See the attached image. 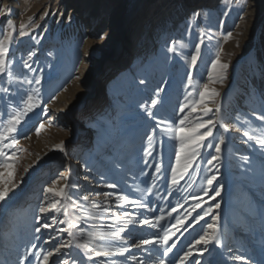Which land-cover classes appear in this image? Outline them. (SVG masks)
Returning <instances> with one entry per match:
<instances>
[{
	"label": "rangeland",
	"instance_id": "374dc122",
	"mask_svg": "<svg viewBox=\"0 0 264 264\" xmlns=\"http://www.w3.org/2000/svg\"><path fill=\"white\" fill-rule=\"evenodd\" d=\"M150 2L0 0V8L12 9L11 15L0 17L4 31L10 30L6 27L9 19L17 32L30 17L38 25L32 31L35 39L18 37L11 47L15 57L13 74L25 78V83L13 82L10 87L14 91L19 88L21 94L32 93L40 101L16 126L17 132L10 134L18 144L4 149L12 167L0 168V189L10 187L13 192L7 203L0 204V264H39L36 256L42 260L47 251L54 253L48 264H61L66 258L54 248L72 239L58 231L67 224L56 223L39 233L34 230L38 219L49 224L52 215L57 221L64 219L63 212H39V207L45 205L43 188L51 186L60 173L70 181L60 178L57 188L70 183L73 187L65 191L78 199L91 193L88 201H81L83 209L74 211L69 207L70 217L84 219L74 220L77 227L71 230L80 238L72 240L73 247L61 249V253L70 254L77 264H111L113 260L117 264H152L148 253L132 245L159 231L140 221L148 218L155 222L154 218L161 215L165 217L161 223L170 234L176 233L170 244L174 242L177 247L168 260L194 245L203 235L202 229L211 234L207 224L214 223L215 215L220 243H210L202 255L205 246L194 245L192 256L184 264H195L197 260L199 264H244L234 259L239 255L247 257L248 264H264V146L258 143L264 139V120L257 119L264 114V0H155L159 7L151 15H144ZM79 9H83L81 14ZM46 10L48 15L41 19ZM228 33H232L230 38ZM196 45L200 46L199 54ZM171 46L175 52L168 50ZM192 55H197L195 65ZM217 55L228 67L218 66L213 72L212 62ZM22 60L33 70L24 68ZM209 73L216 83L209 81ZM219 77H223L222 83ZM37 78L39 84L34 82ZM29 79L33 83L28 84ZM204 84L220 94L205 96L204 104L214 110L208 116H203L204 105H196L195 113L191 110ZM3 85L4 79L0 78ZM157 88L163 89L158 96ZM151 99L161 101L152 109L157 119L147 118L140 107ZM181 105H188L184 113L180 112ZM217 106L222 107V122L228 131L218 123L213 129L217 140L209 138L207 143L215 144L223 137L221 153L217 154L214 147L201 148L202 158L198 157L187 172L183 171L182 158L179 184L173 185L171 168L177 167L179 140L174 130L164 133L161 129L179 127L178 120L185 115L186 128L200 119L216 120ZM7 113L15 114L13 104L0 98V130L7 124ZM157 120L164 121L159 128L155 127ZM41 123L44 127L37 134ZM153 130L155 150L145 156L142 149ZM245 131L253 136L252 140L243 136ZM61 142L63 152L56 147ZM4 143L10 144V140ZM209 154L219 155L220 159L209 165ZM245 156L248 160L243 159ZM4 162L5 158L0 157V163ZM157 164L161 166L159 173L155 171ZM212 175L217 179L210 186L207 178ZM5 180L9 182L5 184ZM112 183L118 187H107ZM214 187L220 188L219 196L212 191ZM117 194L127 195L130 201L142 200L149 207L117 202ZM53 199L49 195L48 200ZM65 203L70 202L62 201L58 206L63 208ZM197 203L199 208L195 207ZM217 203L218 209L214 207ZM173 207L177 211L169 217ZM124 211L130 215L117 220ZM197 213L204 219L193 221ZM177 216L184 219L187 231L179 225V231L172 228L176 223L173 217ZM125 220L133 222L125 224ZM122 226L126 229L120 234L123 239H94L90 246L103 250L129 248L123 257H97L74 246L82 243L89 232ZM81 229L84 235H80ZM33 244L37 247L32 248ZM155 258L159 259V253Z\"/></svg>",
	"mask_w": 264,
	"mask_h": 264
},
{
	"label": "snow or ice",
	"instance_id": "6c2138e0",
	"mask_svg": "<svg viewBox=\"0 0 264 264\" xmlns=\"http://www.w3.org/2000/svg\"><path fill=\"white\" fill-rule=\"evenodd\" d=\"M12 9L8 7L0 8V17L11 15ZM48 15L47 10L44 12L41 19L46 17ZM193 15H198V13H194ZM31 25V28L29 27ZM6 27L10 29L9 31H4L3 26H0V78L4 79V85L0 86V93L3 94L2 99L11 101L13 104V108L15 109V114L7 113L6 115L9 117L7 119L6 126L0 130V157H4L5 161L4 163H0V168H11L12 165L7 162L8 154L4 151V149L9 148L10 146L15 147L16 144H18V140L15 138V136H10L12 133L17 132V125L21 123V120L23 117L27 116L29 112H32L34 108H36L40 101L34 97L32 93H23L21 94V90L18 88L15 91L10 87L11 83H16L18 85H22L25 83V78H21L20 76H15L12 71V66L15 63V57L11 55V47L17 42V38H23L25 36H29L32 39H35L34 36H32V31L38 27V25L32 23V18H29L28 23H21L19 26V31L17 32L13 27V22L11 19L7 21ZM232 36V33L227 34V38H230ZM202 42V41H201ZM175 42H173L174 44ZM169 51L175 52V47L171 46L168 49ZM195 52L199 54L200 52V46H195ZM29 56L33 55V53L29 52ZM192 64L195 65L197 61V55H192L191 57ZM22 64L24 68L29 69V71H32V66L29 64L26 60H22ZM219 66L220 69H227V64L220 63L219 55H217L216 59L212 62V71L215 72L217 67ZM209 81L212 83H216L217 79H214L212 76V73H209L208 77ZM219 82H223V77L218 78ZM28 84L33 83V80H27ZM36 84L40 83V79H35L34 81ZM143 83V81H141ZM163 91L162 88L156 89V95H159V92ZM191 96L192 94L189 93ZM219 96L220 94L216 92L214 89H209L208 84L203 85V89L199 92L200 99L199 101H194L192 106V112L197 111L196 105H204L202 108L203 116H208L209 113H213V109L208 107L206 104H204L205 96ZM54 99V97H53ZM161 101L159 99H151L150 103L148 105H141L140 107L144 109V112L149 119H157L156 114L152 111V109H155L158 104H160ZM188 107V105H181L180 112L184 113L185 108ZM47 108L45 106L44 112L47 114ZM222 113V107L217 106L215 109L214 114L216 115L217 119L213 120L211 117L208 119H200L198 122L195 123L193 127H184L185 121L188 119V117L185 115L183 118L178 120L179 127H175L174 129L171 128H162L161 132L167 133L169 131H173L175 133V139L179 140V151L175 153V158L177 162V167L171 168L172 172V184L178 185L179 180L177 179L178 169L181 166V159L183 158V171L187 172L189 168L194 167V161L201 157L200 149L204 147H214L215 152L217 154H220L222 151V145L225 144V140L223 137H220L218 141L215 144L207 143L209 138L212 140H217V137L214 134L213 129L216 128L217 124L219 123L221 127L224 128V131H228V127L225 123H223V116ZM259 120H264V114L257 117ZM163 120H157V123L155 127L159 128L161 124H163ZM177 122H173L175 124ZM44 125L41 123L40 126L36 129L37 134H39L40 129H42ZM203 130V131H202ZM239 132L240 130L237 129ZM243 136L248 137L249 140L253 139V136H251L247 131L243 132ZM27 138V137H26ZM154 138V130L153 135H147L146 140L148 141L147 146L142 149L145 156H151L152 152L155 150V146L152 145V141ZM5 140H10V144L4 143ZM258 143L261 146H264V139H259ZM56 147L63 152L64 151V145L63 142L61 144L56 145ZM15 156V153L12 154ZM210 159L207 160V163L209 165L213 164V161H217L220 159L219 155H211ZM262 156H264V153H261ZM244 160H248V157H243ZM145 163L147 164V161L145 160ZM31 167V165L29 166ZM28 169H25V172H27ZM155 171L156 173H159L161 171V166L159 164L155 165ZM7 176L11 177V172L7 173ZM60 178H64L66 181H70V177H64L63 173H60L59 176L51 181V186H46L43 188V200L45 201V205H42L39 207V212L41 214H49L52 215L53 212L55 213H61L63 212L64 219L57 221V216L52 215V224L46 223V222H40V220H37V226L35 227V232L39 233L41 229H48L50 227H53L56 223L59 224H67L66 228H59L58 231L61 233H67L68 237L72 238L68 242H59L58 246L54 248V252L57 254H61L63 256H66L61 262V264H77V261L74 257H71L70 254L61 253V249H68L72 248V240H78L80 237L77 235V233L73 232L71 229L76 228L77 224L74 223V220H81L84 219V217L80 216H72L69 215V207H71L74 211H78L80 209H83L85 205L81 203V201H88L89 196L91 193L81 196L79 199L74 197L70 192H66V189H69L73 187L70 183H65L63 186L57 188L56 185L58 184V181ZM181 178H183L181 174ZM85 180L88 179L87 176L84 177ZM217 179L216 175H212L207 178V184L212 185L213 181ZM9 181L5 180V184H7ZM14 187V186H13ZM78 187V186H76ZM107 187L116 189L118 185L112 183L108 184ZM222 187V186H221ZM149 192L151 189L148 190ZM212 191L215 193V196L220 195V188H212ZM13 192V188L10 187H4L0 189V204H5L8 202V199H10V193ZM207 194V191L205 192ZM51 195L54 199L53 201H49L48 197ZM105 196H108L109 193H104ZM69 201L70 203H65L63 208L59 207L58 205L61 204L62 201ZM116 201H123L124 204L134 203L140 208H148L149 205L144 203L142 200H136V201H130L129 197L125 194H117L116 195ZM119 207H123L122 205H119ZM93 207L98 208L100 205L93 204ZM196 208L200 207V204L197 203L195 205ZM215 208H220V204L217 203L214 205ZM107 208H105V211L107 212ZM163 212V209L160 210ZM177 209L175 207L172 208V211L168 213L169 217H172V213L176 212ZM208 211H211L209 209ZM130 214L127 211L122 212L120 216H117V220H121L122 217H128ZM207 215V212L205 213ZM176 220V223L172 225L173 229H177L179 231V228H177V225H179L181 228H184L185 231H187V228L185 227V221L184 219L180 218L179 216L173 217ZM165 217L163 215L157 216L154 218L155 222L153 220L145 218L140 223L142 225H148L153 229H159V231L155 232L151 238H140L137 243H134L132 246L135 248H140L146 253H148L147 259L152 260V264H184V261L187 260L188 257L192 256V248L194 245H204L205 247L201 249V255L204 251H208V248L206 247L210 243L215 242L216 244H219V237L216 235V223L215 221L218 219L217 216H212V220L214 223H208L207 229L211 230V234L208 231H203V235H200L198 239L194 241V245H190L188 250L183 253V255H177V257L173 260H168L167 257L170 253L173 252V249L177 247L176 243H171L173 236L176 235L175 232H171L170 230L165 227L161 221H163ZM204 216L197 213L196 216L192 217L193 221H200L203 220ZM131 220H125L124 223H132ZM190 226V225H189ZM57 230V229H54ZM126 231L125 227H119L116 230L107 231V232H99V233H92L89 232L86 234V238H84L82 243H76L74 246L79 249H83L85 254L89 252H94L95 256L97 257H108V256H125V253L129 252V248H110L107 250H103L99 247L93 248L91 247V242L95 240H103V239H123L121 237V233H124ZM162 232V235H161ZM80 235H84L83 229L80 231ZM55 239V238H53ZM32 248H36L37 245L33 244L31 246ZM155 250V251H153ZM156 253H159V259H156ZM53 251H47L44 255L42 260L37 255L36 259L39 262V264H48L49 258L53 256ZM29 255H34L33 253H29ZM27 256L24 257V260H27ZM90 258V257H89ZM133 260H136V257H132ZM235 260H241L244 261V264H248L247 257L243 255L236 256L234 258ZM21 264H23V261H21ZM111 264H117L115 260L111 261ZM138 264H145V261H139ZM195 264H199V261H195Z\"/></svg>",
	"mask_w": 264,
	"mask_h": 264
},
{
	"label": "bare ground",
	"instance_id": "6f19581e",
	"mask_svg": "<svg viewBox=\"0 0 264 264\" xmlns=\"http://www.w3.org/2000/svg\"><path fill=\"white\" fill-rule=\"evenodd\" d=\"M119 1H121V0H119ZM144 0H142V2H143ZM99 2V1H98ZM258 3H260L261 4V1L260 2H258ZM159 7V5L157 6V3L155 2V0H151V2L150 3H148L147 4V8L145 9V12H144V15H146V13L148 12V16L149 15H151V13H154V11H155V9L156 8H158ZM83 12V9H79L78 10V13H82ZM146 17V16H145ZM257 24H259V20H258V23ZM258 26V25H257ZM257 28V27H256Z\"/></svg>",
	"mask_w": 264,
	"mask_h": 264
}]
</instances>
